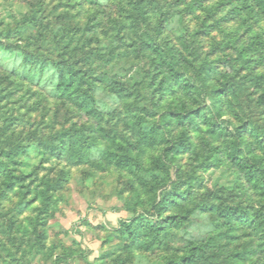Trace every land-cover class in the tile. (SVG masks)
Segmentation results:
<instances>
[{
	"label": "rangeland",
	"instance_id": "obj_1",
	"mask_svg": "<svg viewBox=\"0 0 264 264\" xmlns=\"http://www.w3.org/2000/svg\"><path fill=\"white\" fill-rule=\"evenodd\" d=\"M250 4L0 0V163L11 169H0V264H166L165 257L177 247L183 255L191 239L197 240L193 246L203 248L196 264H231V253L245 247L254 254L244 264H264L255 226L235 221L228 225L201 205L264 204V197L229 159L225 137L213 134L204 121L216 122L222 133L254 127L264 154V105L257 100L264 89V19ZM144 41L173 49L174 55L182 53L187 77L199 73L191 79L198 100L189 101L187 108L204 110L197 118L199 127L168 125L167 141L154 147L139 137L135 114H146L148 127H164V113L178 108L169 104V97L161 108L154 107L159 93L153 90L159 84L150 88L151 62L138 57L137 47ZM16 54L76 64L96 83L102 115L94 118L71 100L13 75ZM203 79L225 89L228 104L222 115L211 106ZM82 137L95 144V154L86 163H79L69 146ZM117 143L132 147L131 154L146 169L143 175L157 174L160 188L152 189L156 199L151 187L98 150L116 152ZM156 160L162 170L155 167ZM46 179L52 190L41 191ZM164 198L179 204L160 211ZM172 215L182 225L171 241L150 250L127 248L125 225L139 218L155 223ZM228 228L240 238H219L215 246L199 242L212 231Z\"/></svg>",
	"mask_w": 264,
	"mask_h": 264
},
{
	"label": "trees",
	"instance_id": "obj_2",
	"mask_svg": "<svg viewBox=\"0 0 264 264\" xmlns=\"http://www.w3.org/2000/svg\"><path fill=\"white\" fill-rule=\"evenodd\" d=\"M248 1L251 3L250 7L257 11L264 19V0ZM69 15L72 21H74L76 17L73 14ZM86 24L89 26V23ZM89 30L90 29L87 28L86 33ZM137 48L138 57H148L152 65L151 67L153 70L149 73V76L151 77H148L147 79L150 88L156 85L158 86L159 84V87L153 90L154 93H159V97L156 98L154 107L161 108L169 97L172 100L169 104L178 108L173 113H164L167 120L164 127L157 125L148 127L143 122V119L145 118L144 115L146 114H143V112H141V114H135L140 126L138 131L139 137L145 141L146 145L154 147L159 144V141L163 143L167 141V136L164 131L166 127L168 129V125L174 126L177 123L183 126L185 128L184 130L188 127L198 125L197 118L203 116L202 111L204 112V110L190 111L187 107L189 106V101L196 102L198 100L196 97L197 95L199 96V93H197L198 88L192 83L191 79L199 73H191L190 76L187 77L189 70L186 66L187 64L183 60V55L182 53L176 55L171 54L173 49H165V47L160 48L156 45L152 47V45L148 44L146 41L142 42L141 45H138ZM12 57L13 67L11 73L13 75H20L22 79L35 86H43L44 88L49 89L54 97L71 100L83 109L85 113L94 118H99L102 115V110L99 108L97 102L95 91V86H97L95 85L96 83H94L93 79L89 77L86 72L78 69L76 64L69 62L68 65H63L60 62H53L52 60L50 61L47 58H42L39 55L31 56L25 54L22 56L16 54ZM20 59H22V63L17 65ZM104 78L109 80L108 77ZM98 79H102V77ZM203 85L206 86L208 95L211 97V106L213 105L217 113L222 115L224 107L228 104L225 89L216 84L210 85L207 83L206 79H203ZM257 100L259 104L264 105V89L258 96ZM179 110H182L184 113H179ZM208 120L207 117L204 119L211 129V132L220 137H222V135L225 137V151L227 152L229 159L234 162L240 169L241 173L246 176L247 181L251 184L256 193L261 197H264V154L261 152V148L257 144L261 142L257 129L252 127V129L248 131L245 127L238 126L236 127L235 133H227V131L222 133L224 131L223 127L218 126L216 122L209 124ZM253 138H255L256 141ZM94 145V140H91L90 137L73 139V142L69 144L71 150L75 151L74 155L77 156L76 160L79 163H86L91 160L92 156L95 154L92 151L95 148ZM115 147L116 152L111 150V148H100L98 150L106 153L108 157L107 159H113L116 166L135 175L134 177H136V179L139 178L141 184L143 183L149 188L151 187L150 189L152 193V189L157 191V189L160 188H157L159 185L157 182V174L143 175V172H146V169L140 160L131 154L132 147L130 145L124 146L117 143L115 144ZM159 163L160 160H156L155 167L158 168V170H162L161 166L157 167L159 166ZM9 168L10 167L4 162L0 163L1 170H7L8 173L11 171ZM134 180L135 179L130 180V183L133 185L135 184ZM9 185L13 186L14 184L12 183ZM43 185L45 188L41 189V191L52 190V183L49 179H46L43 182ZM155 191L153 193L154 199L157 198V193ZM217 199L219 200L220 198L217 197ZM173 202L174 203H169L168 200L164 198L163 204L160 203V211L166 212L169 210V205L174 206L179 204L178 200ZM22 204H24V206H22L21 211L26 208L27 203L25 202ZM201 205L203 211L217 212L219 219L227 222L226 224L228 225H231V222L235 221L243 224L245 227L250 226L248 228H253V226H255L256 231L259 232V243L264 258V204L259 208L245 206L239 203L229 205L225 201H222L219 205L214 202L210 204H205L203 202ZM179 222L177 215L167 216L164 220L155 223L149 222L146 219H135V221H131L123 227V230L126 232V237L130 240V243L126 246H128L127 248L130 251H133L134 248L150 250L154 246H162L165 243V240L169 239V241H171V238H174L176 233L175 229L182 225H180ZM216 225L219 226V223H216ZM215 232L216 231H212V235L208 239H203L199 242H206L205 244L211 243V246H215L216 241L219 238L227 237L228 240H237L240 238L238 232L231 228L226 229V232ZM225 234L227 235L224 236ZM195 241L197 240L191 239L190 241H187V251L183 255H178V251L182 249L177 247L176 251L171 254V257H169L170 255L165 257L166 264H196L199 254H201L199 252L203 251V248L202 245L193 246ZM170 248L171 247L168 249L172 250ZM253 254L254 251L249 250L246 247L241 250L237 249L231 253V264H244L247 260L251 259Z\"/></svg>",
	"mask_w": 264,
	"mask_h": 264
}]
</instances>
